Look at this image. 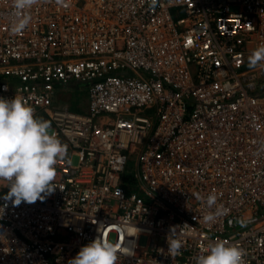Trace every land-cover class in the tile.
I'll return each instance as SVG.
<instances>
[{
    "label": "built area",
    "instance_id": "2783aa9c",
    "mask_svg": "<svg viewBox=\"0 0 264 264\" xmlns=\"http://www.w3.org/2000/svg\"><path fill=\"white\" fill-rule=\"evenodd\" d=\"M25 14L12 33L0 0V97L49 121L67 155L42 201L15 206L0 181V264H67L96 238L130 248L119 264H195L216 241L264 264V70L247 59L264 0H38ZM68 85L84 108L56 103Z\"/></svg>",
    "mask_w": 264,
    "mask_h": 264
},
{
    "label": "clouds",
    "instance_id": "9594fccd",
    "mask_svg": "<svg viewBox=\"0 0 264 264\" xmlns=\"http://www.w3.org/2000/svg\"><path fill=\"white\" fill-rule=\"evenodd\" d=\"M64 4L65 0H57ZM15 18L12 33L22 32L31 17L25 11L31 9L38 0H11ZM153 6L156 0H152ZM248 67L264 70V45L253 49L248 55ZM51 124L35 116V110L19 98L0 97V181L5 182L8 191L5 198L15 206L22 202L35 203L44 200L56 186V164L67 155V145L50 131ZM212 210L203 217L205 223H214L224 215L222 206L217 205V197L208 195L204 201ZM214 209V210H213ZM167 254H179L182 244L172 232L167 237ZM130 248H120L99 238L80 247L67 264H119L121 255H130ZM244 252L235 245L224 241L210 242L202 254H198L195 264H243Z\"/></svg>",
    "mask_w": 264,
    "mask_h": 264
},
{
    "label": "rangeland",
    "instance_id": "374dc122",
    "mask_svg": "<svg viewBox=\"0 0 264 264\" xmlns=\"http://www.w3.org/2000/svg\"><path fill=\"white\" fill-rule=\"evenodd\" d=\"M77 86L68 85L61 93L58 95L56 103L60 105H69L70 109L78 110L84 100L86 99V93L76 89ZM145 239L140 238L139 243L144 244Z\"/></svg>",
    "mask_w": 264,
    "mask_h": 264
},
{
    "label": "crops",
    "instance_id": "0c3cea01",
    "mask_svg": "<svg viewBox=\"0 0 264 264\" xmlns=\"http://www.w3.org/2000/svg\"><path fill=\"white\" fill-rule=\"evenodd\" d=\"M80 108H84V104H83V106H80Z\"/></svg>",
    "mask_w": 264,
    "mask_h": 264
}]
</instances>
